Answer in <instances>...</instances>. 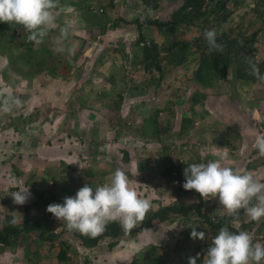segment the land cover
I'll use <instances>...</instances> for the list:
<instances>
[{
  "label": "rangeland",
  "instance_id": "obj_1",
  "mask_svg": "<svg viewBox=\"0 0 264 264\" xmlns=\"http://www.w3.org/2000/svg\"><path fill=\"white\" fill-rule=\"evenodd\" d=\"M154 3L59 0L55 25L39 46L27 42L22 26L0 23V101L11 95L22 102L10 109L0 103V230L13 215L21 229L9 244H0V264H188L197 253L202 264L205 246L216 234L208 225H194L192 210L84 247L47 206L62 204L86 183L104 184L117 168L152 203L146 218L161 207L197 201L195 190L178 192L173 179L162 177L164 169L184 178L189 163L219 159L264 181V156L255 147L257 137H264V82L239 79L234 65L224 71L211 59L203 36L206 29H216L219 41L234 44L232 53L238 49L262 60L264 0H229L224 17L206 14L190 26L163 27L148 21L167 23L182 0H158L153 9ZM211 5L207 1L204 9ZM66 26L74 55L57 51V37ZM141 44L158 53L148 68ZM184 45L182 63L167 59L168 52ZM202 58L209 66L198 79ZM90 77L96 80L93 86L80 87ZM129 92L135 98L125 101ZM91 97L98 98L97 105ZM104 102L111 115L104 119L108 137L97 133L94 140L78 122ZM24 186L31 197L16 205L10 194ZM203 204L213 219L227 214L218 198L203 199ZM25 218L40 227L23 230ZM188 225L206 238L192 239ZM229 225L264 243V219L250 221L241 210Z\"/></svg>",
  "mask_w": 264,
  "mask_h": 264
},
{
  "label": "clouds",
  "instance_id": "obj_2",
  "mask_svg": "<svg viewBox=\"0 0 264 264\" xmlns=\"http://www.w3.org/2000/svg\"><path fill=\"white\" fill-rule=\"evenodd\" d=\"M59 0H0V23L22 26L27 35V42L39 46L45 42L50 29L55 25L54 10ZM152 10L148 9V15ZM69 27L60 29L57 37V51L74 55L75 45L69 46ZM208 54L223 53L225 45L217 40L216 29H206L203 33ZM252 75L264 82V74L251 59H248ZM2 96V94H0ZM0 103L5 109L22 102L11 95ZM255 147L259 155L264 156V137H257ZM185 190H195L205 200L218 198L219 204L228 216L235 221L241 210L250 221L264 219V181L251 172L225 166L219 159L206 163H189L183 170ZM13 203L26 204L30 197V188L20 187L11 192ZM153 205L138 193L128 175L117 168L107 182L93 188L89 184L81 187L74 196H67L63 203H51L47 212L62 222L69 231L95 238L103 234L109 224L118 223L125 234L143 223ZM17 218L13 215L9 221L15 225ZM192 228L191 238L204 240L205 233ZM209 239V238H208ZM200 254L189 257L188 264H197ZM202 264H264V243L254 239L248 231H231L227 224L218 234L210 239L204 253Z\"/></svg>",
  "mask_w": 264,
  "mask_h": 264
},
{
  "label": "trees",
  "instance_id": "obj_3",
  "mask_svg": "<svg viewBox=\"0 0 264 264\" xmlns=\"http://www.w3.org/2000/svg\"><path fill=\"white\" fill-rule=\"evenodd\" d=\"M144 1L148 5L149 0H144ZM207 1L213 2V6L211 5V7H209L208 10L204 9L205 3ZM228 1L229 0H182L181 6H179L170 14L169 19L166 21L167 23L165 22L161 23L160 21H155V20H149L148 23L151 25H158L159 27H163L166 24H170V25L183 24L190 26L195 24L206 14L209 15V14L219 13L222 14V17H224L225 8L227 6ZM154 2L155 3L151 7L153 9L157 7L158 0H154ZM143 41H144V37L143 35H141V42ZM218 42L225 45V51L223 53L214 52L213 53L214 56L211 59H213L216 64L220 65V67H222L224 71L227 69L229 65H234L236 70V76L239 79L242 80L244 79L246 81L253 83L257 82L258 80L252 75L250 65L247 62L248 59H251L259 67L261 74H264V58L260 61H254L253 58L247 56L245 52L240 51L238 49H236L235 52L232 53L230 48L231 46L234 47V44L230 43L228 39H223L222 41L218 40ZM175 44L177 45L178 42L173 43V45ZM172 46L169 45L166 51L172 49ZM154 47L157 48V45H155ZM185 49H186V45L182 47H178V49L168 52L169 55L167 59L175 61L176 64L182 63L185 56L184 54ZM141 52L143 53L142 55L144 56V59L147 60L146 61L147 63H145L146 68H148L149 65L153 64V62L151 61L152 58L158 57V53L157 52L154 53L151 46L147 44H141ZM205 65L209 66V61L202 58L201 63L199 64L198 69L196 71L198 79H202L203 76L201 74V69H205ZM154 69L157 70L160 74H162L160 66L155 65ZM161 176L167 179H173L176 182L175 189L178 192H189V190H185L183 188L182 185L185 182V178H182L180 174H177L171 171L170 169H164L161 173ZM196 195H197V201H194L189 205H184L182 203L167 205L165 207H161L158 210L153 211L151 215L144 220L143 223L132 229L131 232L128 234L135 233L140 230H143L144 228L149 227L154 219L163 221L167 219L170 214L187 215L191 210L197 216V221H195L194 225H208L209 229L214 234L217 235L219 229L225 224H227L231 231L236 232L234 228L231 225H229V223H231V221L233 220L232 217L226 214L213 219L203 210L204 204L202 197L199 195V193H196ZM11 219L12 218H7L6 225L0 230V244L3 245L9 244L11 242V239L21 231V229H19L16 226V224L12 225L9 223ZM39 227L40 225H38L36 222L30 223V221L25 218L23 230L25 229L34 230L35 228H39ZM40 234H41L40 236L42 237L43 234L42 230ZM122 235H127V234H125V232L118 223L109 224L107 230L103 234L95 238L84 236L76 232V236L79 238V240L81 241L84 247H94L99 242V240L104 237L117 238ZM53 236H54L53 234L48 235L46 238H43V240H47V241L51 240ZM208 246L209 245H206L205 247L208 248ZM61 252L64 254L62 250ZM200 261L201 258L197 260V262Z\"/></svg>",
  "mask_w": 264,
  "mask_h": 264
},
{
  "label": "crops",
  "instance_id": "obj_4",
  "mask_svg": "<svg viewBox=\"0 0 264 264\" xmlns=\"http://www.w3.org/2000/svg\"><path fill=\"white\" fill-rule=\"evenodd\" d=\"M90 78L92 79V77H90ZM74 81L76 82V80H74ZM92 81H96V80H93V79L92 80H89V79L81 80L80 81V85H81L80 87H82L84 89H85V87L87 85L92 87L93 84H94ZM132 94H133V92H129L127 94V96H129V97L125 98V101H131L133 98H135L134 97L135 95L133 94L134 95L133 96ZM85 96L86 95H84V97ZM89 101L94 102V104L97 105L99 100H98L97 97L96 98L91 97V98H89ZM106 111H108V112H106ZM108 115H110L108 106H106L105 102L104 103H100L99 106H98V110L97 111H90V113L87 111L86 113H83L84 117H83V119L79 120L77 127H80V128L88 130L90 136L94 140H97V133H98V136L101 135V138L103 136H105V138H107L108 137V133H107L106 128H108V125H106L104 119L108 118ZM97 124L99 126L103 125V129H97ZM94 130L97 131V132H94ZM29 143H30V141H29ZM36 143H39V141L37 140ZM6 144H8V146H10V148H11L13 143L12 142H8ZM127 157H128V155H127Z\"/></svg>",
  "mask_w": 264,
  "mask_h": 264
}]
</instances>
